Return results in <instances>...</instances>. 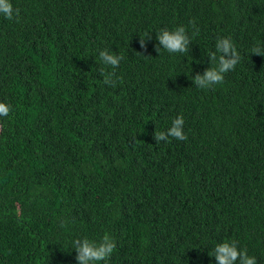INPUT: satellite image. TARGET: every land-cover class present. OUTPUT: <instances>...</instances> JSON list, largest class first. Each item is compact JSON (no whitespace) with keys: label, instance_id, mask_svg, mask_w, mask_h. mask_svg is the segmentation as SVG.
<instances>
[{"label":"trees","instance_id":"trees-1","mask_svg":"<svg viewBox=\"0 0 264 264\" xmlns=\"http://www.w3.org/2000/svg\"><path fill=\"white\" fill-rule=\"evenodd\" d=\"M11 3L19 21L0 16V102L11 107L0 264H76L72 241L104 234L116 242L107 264H216L215 246L233 240L264 264V56L250 53L264 48V0ZM178 26L188 53H157L156 34ZM220 37L241 60L199 89L192 76L214 66ZM103 49L124 56L115 87ZM177 116L187 139L155 142Z\"/></svg>","mask_w":264,"mask_h":264},{"label":"clouds","instance_id":"clouds-1","mask_svg":"<svg viewBox=\"0 0 264 264\" xmlns=\"http://www.w3.org/2000/svg\"><path fill=\"white\" fill-rule=\"evenodd\" d=\"M0 16L8 20L16 19L19 21V9L14 8L11 0H0ZM192 27V36L199 34V28L194 20L189 21ZM151 40V35L147 36ZM145 38H140L139 44L142 49L146 48ZM191 37L187 34L184 26H178L175 30L161 29L156 34L158 45L155 48L157 53L161 49L168 53H188L191 44ZM215 52L208 54L209 63L214 65L208 67L204 72L196 73L192 76V82L195 87L207 90L213 88L214 85L223 83L226 73L235 69L240 62L241 56L237 51L234 43L229 37H220L215 43ZM250 53L257 56H264V48L255 46L250 50ZM141 55L140 53H137ZM124 59L122 54H116L108 49L99 51V60L105 66L111 67L112 71L106 72L104 68L100 69L103 76V83L111 87H115L121 79L116 76V71L121 60ZM11 111L10 105L0 102V117H7ZM184 119L182 116H177L173 119L171 127L166 131L154 132L153 139L155 142L168 141L169 137L177 140H186L187 136L183 130ZM64 226L63 224L61 225ZM72 247L75 250L76 264H98L103 261L107 264L112 253L116 248L115 240L108 234H104L99 242L90 240L87 237L82 239H74ZM215 258L216 264H257V260L253 256L247 254V249H241L235 240L218 243L213 249L211 255Z\"/></svg>","mask_w":264,"mask_h":264}]
</instances>
